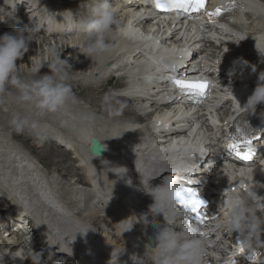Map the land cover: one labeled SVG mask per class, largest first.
Instances as JSON below:
<instances>
[{
    "label": "bare ground",
    "instance_id": "1",
    "mask_svg": "<svg viewBox=\"0 0 264 264\" xmlns=\"http://www.w3.org/2000/svg\"><path fill=\"white\" fill-rule=\"evenodd\" d=\"M112 1L109 0V3L112 7H116ZM49 2L55 8L68 13L75 12L84 19L92 17L97 12L101 0H49ZM143 3L146 5L145 2ZM117 5V11H125L121 16V12L115 13L116 23L107 39L108 50L90 59L82 54L86 46L85 35L76 27L81 19L72 20L69 16L66 22H61L64 25L60 23L48 34H43L38 31V27L27 25L28 22L23 19L18 22L5 16V10L9 8L3 0H0V35L6 32L12 33L14 27H28L35 30L34 41L29 45L28 53L22 60L17 61L18 75L23 82H31L43 74L50 73L48 65L57 55L63 59L64 54L70 50L71 57H74V60L68 63L71 68L64 67V71L67 72L65 83L70 88V93L66 104L59 112L41 115L18 100L19 91L11 84L6 85L5 91L0 94V190H5L4 197L10 199L13 204L16 200V203L22 205L21 220L11 228L16 226L19 230L33 229L38 224L37 218L34 217L37 215L43 219L42 224L47 225V229L56 237L50 238V241L62 245L63 240L70 239V242L76 240L79 242L73 244L78 246L76 251L84 255L91 252L94 259L101 263L103 259L110 258L111 253L116 257V254L121 252L109 249L101 242L120 246L117 241L112 243L111 238L122 235L128 240L129 249L120 255L119 260L121 264H132L130 255L135 253L143 258L145 245L154 239L157 228L154 222L141 224L144 213L138 209L137 199L125 189L128 178H131L130 175L119 171L111 157L105 161L94 158L88 151L89 141L93 137L98 141L103 140L111 147L110 154L128 155L137 160L143 168H147L148 165L152 167L162 162L164 158L150 150L152 143L149 137L163 129L176 114H165L160 117L157 124L146 123L147 103L145 104L140 97L151 92L147 89V80L145 83L129 86V81L134 82L137 73L128 76L126 82L115 81L113 77L107 78L110 72L119 68L108 67V57L113 59L134 46L144 44L154 46L156 42V46L159 43L167 44L159 38L156 29L152 26V17L144 23L134 19L141 11L132 10H140V6L133 8ZM240 9L251 10L250 20L264 29V11L259 6L247 2L245 6H240ZM24 10L27 8L20 10V18H24L22 15ZM35 10V16L43 13L37 8ZM142 13L139 15L144 18ZM144 13L147 14L149 11L146 10ZM60 17L61 14L58 18ZM166 27L172 28L170 24L164 25V28ZM129 29L135 33V38L125 34ZM177 34L178 31H175L167 40H172ZM119 38H126L129 44H118ZM53 47H56L54 55L51 51ZM185 47L186 45L179 47L178 50H183ZM251 47L255 48L254 52L238 50L221 52L217 55L218 63L228 62L226 67L233 69L235 67L233 57L244 58L249 64V69L255 71L254 75L243 73L240 81L243 84L264 83L259 81V74L264 72V56L260 55V53L264 55V43ZM150 55L152 54L149 51L146 58L152 61ZM141 56L145 58V53ZM129 60L130 57L125 59V61ZM39 64H43L44 67L39 73H34L33 67ZM162 93V91L158 92L151 99L157 98ZM241 97L243 102H247L246 97L243 95ZM174 101L173 99L166 101L165 106ZM152 103L156 105L155 101ZM189 103L191 104V102L184 104L189 105ZM15 114L27 116L34 126H26L23 131H16L11 124ZM221 114L225 116L227 112L223 110ZM140 123H146L141 127L143 133L136 131ZM138 136H142V139H137ZM214 136L217 138L218 133L215 132ZM42 145H44L43 150L37 151V148L41 150ZM129 145L140 148V151L132 155L130 150H126ZM167 152L173 158L176 154L184 153L185 147L180 149L169 147ZM46 160L52 161L50 166ZM51 170H55L57 174L55 175ZM183 171L185 170L182 167L169 169L162 176L164 179H169L174 177L172 172H175L181 178H186L191 176L194 169L190 168L185 174L182 173ZM263 177L264 165L250 172H240L229 180L227 178L222 180L220 189L227 208L232 211V205L237 198L234 192L237 186L250 194L255 192L258 197L264 198ZM218 178L219 174L215 173V180H219ZM228 181H231L232 185L227 188ZM117 184L122 189L116 187ZM2 195L3 193L0 192V196ZM141 199L145 200L143 197ZM261 213L264 215V212ZM152 216L159 221L163 220L162 216ZM226 216L225 214L224 219ZM132 225V229L128 230ZM88 228L90 229L86 233ZM11 231L12 229L4 232L0 230V256L4 257V264H73L70 258L66 261L62 255L54 257L53 261L56 263H53L36 253H30L28 247L10 235ZM78 231L80 233H77ZM14 256H19L21 259L10 258Z\"/></svg>",
    "mask_w": 264,
    "mask_h": 264
},
{
    "label": "clouds",
    "instance_id": "2",
    "mask_svg": "<svg viewBox=\"0 0 264 264\" xmlns=\"http://www.w3.org/2000/svg\"><path fill=\"white\" fill-rule=\"evenodd\" d=\"M221 6L226 8L223 0H221ZM115 23V13L109 0H101L97 12L92 17L84 18L76 24L77 29L85 35L86 46L82 52L85 57L92 59L108 50L107 39ZM34 31L28 27H14L12 33L6 32L0 35V94L5 91L6 85L11 84L19 91L18 100L20 102L29 105L41 115L57 113L66 104L70 93V88L65 83L67 72L64 71V67L71 68L67 60L56 56L48 65L50 73L43 74L31 82H23L18 75L17 61L22 60L28 53L29 45L34 41ZM260 55L264 56L261 53ZM42 67H44L43 64L36 65L32 71L39 73ZM259 81L264 82V72L259 74ZM259 104H264V83H258L242 109L255 114ZM11 124L18 132L23 131L26 126H34L27 116L22 117L19 114L13 116ZM182 187L183 184L179 179L172 177L144 191L153 202L149 213L142 215L144 219L141 224L147 225L154 222L157 231L154 239L146 246L143 258L135 253L130 255L132 264H206L207 240L205 236L193 235L189 231L174 227L176 218L183 216V213L178 211L175 197L177 190ZM248 197H251L253 204L246 205L242 198L234 200L225 226L246 235L250 240L251 234L262 222L256 213L257 210L264 212V198L258 197L255 192L249 194ZM153 213L155 216L163 217V225L152 216ZM133 225L128 230H131ZM123 252L116 254L115 264H121L119 257ZM112 259L113 254L111 253L110 260ZM0 264H4L3 256H0Z\"/></svg>",
    "mask_w": 264,
    "mask_h": 264
},
{
    "label": "snow or ice",
    "instance_id": "3",
    "mask_svg": "<svg viewBox=\"0 0 264 264\" xmlns=\"http://www.w3.org/2000/svg\"><path fill=\"white\" fill-rule=\"evenodd\" d=\"M154 6L162 11L167 10L169 7L173 9L183 10L185 12L200 13L203 11L210 20L215 21V19L222 15L224 11H228L234 7L235 4L230 5L228 8L222 9L217 7L214 11L207 10V0H168V3L162 2V0H153ZM126 35L135 38V33L129 29ZM174 88L180 93L189 96H205L209 84L207 81L203 80H192L188 78H173L171 81ZM248 141H243L242 143L233 141L228 144V148L235 152L236 156L242 160H250L252 158L251 149L246 147ZM243 144V146H242ZM176 206L182 210L186 215L194 217L195 221L199 224H204L207 217L203 214L204 209L207 207L206 203L200 198V194L193 188L183 186L178 189L175 193ZM185 231L191 232L193 235L206 236L197 227L188 226L184 229ZM240 252L243 254L245 252V247L243 244L240 246ZM257 254L253 253V257Z\"/></svg>",
    "mask_w": 264,
    "mask_h": 264
},
{
    "label": "rangeland",
    "instance_id": "4",
    "mask_svg": "<svg viewBox=\"0 0 264 264\" xmlns=\"http://www.w3.org/2000/svg\"><path fill=\"white\" fill-rule=\"evenodd\" d=\"M8 14H9V13L7 12L5 16H7ZM3 17H4V15H3ZM55 48H56V47H53V48L51 49V51H52V52H53V51L55 52ZM65 54H67V53H65ZM57 56H58V55H57ZM68 56H71V54L68 53V54H67V57H68ZM23 61H24V60H23ZM23 65H24V64H23ZM11 90H14V89H11ZM36 144H37V143H36ZM37 145H38V144H37ZM41 147H42L41 150H38V148H37V151H39V152L42 151L44 145H42ZM57 148H59V147H57ZM44 152H45V154H46V150H44ZM45 154H44V155H45ZM44 159H46V158L44 157ZM46 161H47V164H49V166H50V165H51L50 162H52V161H50V160H46ZM48 161H49V162H48ZM57 164H58V162H57ZM51 168H52V167H51ZM47 169H48V167H47ZM59 171H60V169H59ZM51 172L55 173V175L57 174V172H56L55 170H51Z\"/></svg>",
    "mask_w": 264,
    "mask_h": 264
},
{
    "label": "water",
    "instance_id": "5",
    "mask_svg": "<svg viewBox=\"0 0 264 264\" xmlns=\"http://www.w3.org/2000/svg\"><path fill=\"white\" fill-rule=\"evenodd\" d=\"M95 149H98V147L96 146Z\"/></svg>",
    "mask_w": 264,
    "mask_h": 264
}]
</instances>
